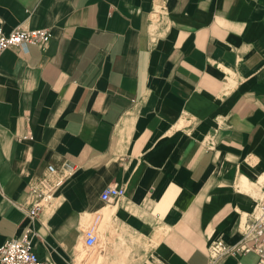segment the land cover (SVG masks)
I'll use <instances>...</instances> for the list:
<instances>
[{
	"label": "crops",
	"instance_id": "1",
	"mask_svg": "<svg viewBox=\"0 0 264 264\" xmlns=\"http://www.w3.org/2000/svg\"><path fill=\"white\" fill-rule=\"evenodd\" d=\"M20 26L52 37L0 57V246L31 228L54 264H210L219 242L217 264L259 263L238 246L264 200V0H0Z\"/></svg>",
	"mask_w": 264,
	"mask_h": 264
},
{
	"label": "built area",
	"instance_id": "2",
	"mask_svg": "<svg viewBox=\"0 0 264 264\" xmlns=\"http://www.w3.org/2000/svg\"><path fill=\"white\" fill-rule=\"evenodd\" d=\"M51 33L46 29H26L18 27L10 33L0 29V57L4 52L10 49L26 48L28 45L45 46L51 40ZM76 170V166L67 164L65 174L62 178L55 182H45L40 190H33V194L37 197V202L33 208L28 209L27 214L33 222L47 208L53 206V199L58 188L62 184L65 177L72 175ZM50 173H55L54 167H49ZM125 188L118 185L108 186L102 193L101 198L104 202L110 203L118 201L124 197ZM100 221L97 217L94 226L87 229L85 233V244L87 248H94L97 244L98 236L96 226ZM37 233L28 228L19 238L8 240L4 245L0 246V264H54L42 260L35 251L34 238ZM241 253H254L259 257L258 264H264V200L258 208L256 216L248 219L244 230L243 240L238 246ZM227 250L219 242L214 245L211 251L210 264H217L221 256Z\"/></svg>",
	"mask_w": 264,
	"mask_h": 264
}]
</instances>
